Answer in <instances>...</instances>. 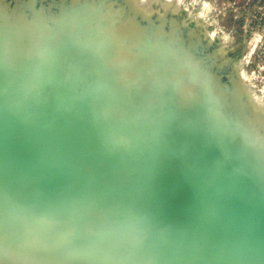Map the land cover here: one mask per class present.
I'll return each instance as SVG.
<instances>
[{
    "label": "rangeland",
    "instance_id": "rangeland-1",
    "mask_svg": "<svg viewBox=\"0 0 264 264\" xmlns=\"http://www.w3.org/2000/svg\"><path fill=\"white\" fill-rule=\"evenodd\" d=\"M137 26L139 31L135 30ZM0 32V135L9 148L16 150L20 174L26 172L19 184L22 201L36 200L52 205L63 200V196L57 195L58 188L78 187V182H73L76 184L72 186V182L66 184L63 179L58 185L50 177L57 169L54 159L50 162L53 149L47 142L57 134L60 124L72 121L69 110H81L80 116L85 113L86 117L98 113L101 120L93 125H99L100 147L115 151L116 145L111 141L113 126H120L119 123L128 126L123 119L129 113L140 118L149 109L155 113L152 107L164 106L165 116L169 112L170 116L185 114L188 120L180 118L179 122L195 124L192 126L195 129L183 132H195L197 126L203 129L196 135L190 133L195 136L189 138V143L193 142V150L190 149L193 156L189 161L193 163V181L179 188L188 186V190L162 213L154 212L149 217L150 222L157 227V232L165 234L168 229L170 232L181 225L186 216L204 221L209 212L219 206L239 227L245 228L249 221L256 229L255 239L243 244L257 247L253 259L245 264H264V186L258 189L264 184V160L256 169L249 159L251 156L262 159L261 154H264L261 140L264 138V0H1ZM156 39L157 45L152 46L150 43ZM123 50L128 51L127 55H121ZM138 69L157 70L161 76L152 81L146 74L140 78H121L124 73L136 74ZM83 75L96 80L86 83ZM104 85L113 89L112 93L117 89L120 93L143 95L119 102L120 99L117 96L112 99L109 92L108 98H100L95 105L91 101L88 104L93 91ZM6 86L24 98V106L12 108L15 113H9L5 106L7 101L1 91ZM62 86L74 93L79 91V97L62 98ZM214 88L223 90L225 98H220ZM197 94L196 100L190 99ZM204 95L212 97L211 103L203 104ZM109 102L112 104L108 105ZM130 103L134 104L133 108ZM190 117L195 120L190 121ZM177 136H181L180 133ZM43 139L46 143L42 145ZM100 147H97L98 154L86 159L88 161L81 166L85 182L89 183L82 193L80 202L83 204L95 197H102L107 203L111 201L109 199L113 198L106 186L123 172L120 168L123 163L109 161V153L108 158L102 156ZM124 147L122 144L121 149H126ZM165 148L168 145L165 144ZM184 148L175 150L176 172L169 177L170 171L165 177L169 188L171 178H180L178 166L183 171L188 168L187 164L183 165L188 161L187 157L183 159ZM0 165L6 166L1 160ZM244 168L249 169L248 186L257 188L255 195L250 191L247 194L240 180L235 178L236 172ZM244 175L241 181H245ZM91 177L95 178L94 183L88 181ZM223 187L221 193L230 197L220 202L211 200ZM129 191L126 197L132 200ZM193 194L201 195L199 202L205 206L204 218L193 214L186 206ZM74 199L76 196L69 198ZM102 205H95L97 209L93 207L92 213L97 210L98 213L87 218L82 230L94 229L103 234L107 221L101 215ZM2 209L0 223L8 218ZM30 213L12 218L19 229L11 246L13 249H20L27 241L55 239L54 229L59 225L49 218L47 224L41 225L38 215ZM7 235V229L2 228V238ZM153 241L150 234L148 242L156 250ZM122 247L132 249L130 244ZM59 250L65 253L64 248Z\"/></svg>",
    "mask_w": 264,
    "mask_h": 264
},
{
    "label": "water",
    "instance_id": "water-1",
    "mask_svg": "<svg viewBox=\"0 0 264 264\" xmlns=\"http://www.w3.org/2000/svg\"><path fill=\"white\" fill-rule=\"evenodd\" d=\"M83 76H84V78H82V79H83V81L85 80L86 83L92 84L93 80H96V79H93V76L92 77L91 76L87 77L85 75H83ZM73 78H74V76H73ZM85 82H81V83L84 84ZM105 89H106V87L104 85L100 91L95 92V94H94L95 96H92V97L90 96L91 98H94V100H96V101H94L95 104L98 103V100L100 98H108L107 97L108 96L107 89L106 90ZM112 92H113V89H112V91H110L111 98L114 99L117 96L118 97L117 99H120L119 102H121L122 100L123 101L124 100L131 101L130 99L132 96L142 97V95H143L142 93L141 94L140 93H135V94L120 93L119 90H117V89H116V92L115 91H114V93H112ZM107 104L111 105L112 103L109 102ZM5 106H7V103ZM133 106H134V104L130 103V107L133 108ZM88 108L89 107H87V109ZM164 108H165L164 106L152 107V109H155V114L160 116V117L165 116L166 110H164ZM70 109H71V107H70ZM103 109H105V108H103ZM13 111L14 110L10 109L9 113H15V111L14 112ZM81 112H82L81 110H78L77 112L69 110L68 116L69 115L72 116L71 117L72 121H71L70 127L68 129L64 130V133L62 135V137L64 138V140H62V141H64V143L63 144L61 143V145L59 146L60 147L59 148L60 153L57 152L58 148H57V146H54V144H52L51 140H49L47 142L48 144H50V146L53 149L52 156L50 157V162H52L51 159H57L58 158L57 160L59 161V163H57V164L61 167V168L58 167L60 169H57V171H56L57 173L61 174V172H63V174L69 175L67 173L68 172L71 173L72 171H74L73 168H75V165H77V163H79V165L81 164L80 165V167H81L82 166L81 162H84V160H86V159H88V160L93 159L95 157L93 149H95L94 146H96V145L94 143V140H91L93 143H91L90 146H89V144L86 145L87 139L85 140V142H82V139H85V138L80 135L81 132H78V130H79L77 128L79 126L78 124L81 123V121H82V120L80 121V114H82ZM104 113H105V111H104ZM181 115H183V116H181ZM181 115H179L178 117H180L184 121L188 120V116L184 117L185 114H181ZM110 116H111V114H110ZM145 116H146V114L144 116H142L143 118L142 117H140V118L144 119V118H146ZM197 116H199V114ZM78 117H79V119H78ZM174 117H176V116H174ZM140 118H135L133 115H130V113L128 115H126V118L123 120H127L125 122L128 123V126H126L125 124H121V123H119L120 126H115V127L113 126L112 133L114 134V139L116 140L115 143L113 141V143L116 145L115 151H112V149L106 151V150H104V148H102L103 151L101 148L99 150V153L103 154L102 156H104L106 158H108L106 155H108V153H109V157H110L109 161H111L112 163H114V164L123 163L122 171L125 169L124 172H121V171L119 172L118 179H112L111 180L110 187H109L110 188V195L109 196H111V198H113L112 201H116V198L118 196L124 198L123 199L124 200L123 208L116 207L115 203H113V205L109 204V207H106L109 209L107 216L111 220L110 222L112 223L113 228L116 231V234H113L115 236L111 237L114 243L118 242L117 239H119L125 235V237H123L125 240L121 239L123 241L122 245H124V246L127 244L132 245V249L130 248V250H126V252H129V254L131 255V257L133 259L137 260L138 263H140V264H159L158 259L156 257H154V259H153L152 257L148 256V254H149L148 253V245H149L148 240H149L150 234H151L150 230L149 229L142 230V232L140 234L138 233L139 235L137 233L133 234L131 232H127V233L122 234V232L125 231V228L123 227L124 224L122 222L125 220H124V217L121 214V212L126 213L132 207L136 208V209H139L138 207H140L141 209L147 208V205L150 203L149 198L153 197V196L157 197V195H160V196L156 199H159L162 197L159 200H162V199L164 200V201H162L164 203L163 204L164 208L165 207L167 208L173 202H176L178 200V198H177V197H179L178 192H180L181 189L174 190L171 193V195L169 196V193L171 192L170 190L174 189V187H172V186H170V188H169L166 185L167 187L160 189V192H158L156 195L153 194V192H154L153 189L154 188H156V189L161 188L162 186H160V184H162V183H160L159 186L156 183L157 182L156 178H158L160 173H158V174L155 173L153 175L151 173V171H152V169L154 170V168L159 166L160 163L158 164V162H160L162 155L165 154V152H164L165 151V144L168 145L167 149L171 150V151H173V148L175 145L180 144V146H181V145L185 144L183 146L185 148L181 152H182V155L184 156L183 159L188 157L187 158L188 161H185V163L187 162L186 164H187L188 168L183 171L179 168L180 166H178L177 172H178V177L181 178V183L182 184L186 183L188 185L189 181L192 180L191 176H192V172H193V170H192L193 169L192 168L193 163L189 162L191 157L193 156V152H191L192 150H190L193 148V147H191V146H193L192 145L193 142L189 143V138L192 137L194 134L196 135L198 130L203 129V128L202 127L199 128L200 126H197L196 131L195 132L193 131L194 134L191 131L193 135H190L191 132L185 133L186 130H192L195 128H192L191 126L187 127L186 126V125H188L187 122H183V123L176 122V123H174L173 118H171L169 120V122H171V123L168 122L166 124V122L163 119H159V123H158L159 127L153 128L151 126L152 123L150 121H149L150 123L149 122L144 123L147 121L142 120V122L144 124L140 123L139 122V121H141ZM200 118H201V116H200ZM183 120H181V122ZM63 122H65V121L63 120ZM89 126L86 127L87 130L90 129ZM98 127H99V125H95L93 127L91 126L92 130H94L93 128L96 129L97 134L99 132ZM125 128H128V130H126ZM148 128L152 132L153 131L154 132L151 133V135H144L143 131L148 130ZM83 130H85V129H81V131H83ZM184 130H185V132H183ZM90 131L91 130H89L88 132H90ZM125 131H127V132L125 133ZM66 132L68 133V137L66 136ZM100 133L102 136L103 133L102 132H100ZM154 133H156V134L152 135ZM177 133L178 134L180 133V135H181V136H177L178 138H176ZM182 133H184V134H182ZM0 134H2L1 130H0ZM40 134L42 137L43 134L39 133V135ZM120 134H122V135H120ZM1 137L2 136L0 135V160L3 161L4 164H6V167L9 166L10 168L9 169L6 168L3 170H1V168H0V179L6 178V177L18 178L16 184L10 185V186H12V188L10 190H8L9 184H7V186H6V181L1 180L0 181V188L2 190L1 193L4 192L5 194L9 195L8 196L9 198L11 195H14V199L19 201V199L21 197L20 196L21 190H20L19 184H22L21 181H23V177L26 176V172L24 173V175L20 174L19 166H18L19 165L18 164L19 163V161H18L19 156H17L16 150L9 148L7 146L8 143L4 140V138L1 139ZM193 137L195 138V136H193ZM44 139H43V141L40 142L42 145L44 143H46V140H44ZM122 140H125V146L127 149H121V146H122L121 141ZM168 141H170V142L167 143ZM84 146L86 148L89 147V150L86 149ZM158 146H160V147H158ZM71 148L73 149V151ZM88 151H90V152L88 153ZM75 152H77V153H75ZM96 152H97V150H96ZM174 154H175V152H172V153H170L169 156L172 158V157H174ZM254 154H256V153H254ZM155 155L159 156L158 159L151 158V156L154 157ZM92 156H94V157H92ZM11 158H13V159H11ZM88 160H86V161H88ZM242 161H244L246 163L245 159ZM242 161H241V163H242ZM145 163H146V166H147V164H149V165H148V168L146 170L145 169L143 170V166L145 165ZM71 164L74 166H72V168L69 169L71 167ZM125 164L130 165L131 171H129L125 167L126 166ZM1 166H3V165H1ZM80 167H79V170L76 169L77 174H75L74 176L77 178L76 179L77 182H78V180L80 181V182H78V185H77L78 188H80V190L82 192H85L88 188L89 183L85 182V178L82 175ZM151 167H153V168H151ZM28 169L26 168L27 172L29 171ZM239 169H240V167H239ZM170 171H172V173L169 174V177H171V174H175L174 173L176 171L175 167L169 166L167 169L164 170V172L167 175H168V172H170ZM248 171H249L248 168H244V170H242V171H237L235 178H238L240 180L239 182L242 183V187H244V189H246L245 190L246 193H247V191H250V193H253L255 195L257 192V189H253V188H251V186L250 187L248 186V183H249L248 180H250V179H248L249 177L246 174ZM56 172L54 170L52 175L54 176L56 174ZM125 172H127V173H125ZM244 174H246V175H244ZM241 175H244L243 178L245 179V181H241ZM51 178L55 181L54 177H51ZM149 180L151 182H149ZM171 180H173V178H171ZM88 181H90V183L91 182L94 183L95 178L91 177L88 179ZM153 181H154V183H152ZM181 183L178 184V185H180V187L182 186ZM71 184L73 186L76 183L72 182ZM155 186H157V187H155ZM261 186H264V184H261L260 187ZM63 187H64V185H63ZM167 188H169V189L167 190ZM127 190H130L129 194L132 195V200H128L127 197L125 196V193ZM64 191L65 190L59 191L57 193V195L63 196L64 194H66V192H64ZM150 191H152V193ZM162 193H164V194L161 196ZM247 194H249V193H247ZM175 195L177 196L176 198H175ZM221 196L222 197H219V201L228 199L227 198L228 196H227V194L225 195V192H222ZM200 199H201V195L193 194L187 199L186 206H187V208H189V210L193 214H196V215L198 214L199 216H201V218H204L203 210H204L205 206L199 202ZM102 200H103L102 198H98L97 204H103L104 201H102ZM217 207H218L219 216L216 220L212 219L209 221L208 220L209 215H208V216H206V219L204 221H198L194 218L191 219L185 215L186 221H182L181 223H183V224L185 223L186 225L185 224L183 225L180 223L181 225H178L176 228L170 230V234H178L176 232H178L182 229L185 230V232H183L184 230H182L183 233L181 234V236L179 235L178 243H177V241L175 242V240L172 241V239L170 237H169V239L167 237H165V238H162V241L158 240V242H156V244H154L156 246L155 248L161 254L164 255V258L166 257L167 253L170 252L171 248H172V250L174 249L172 252L169 253L170 257H171L170 263H172V264H221L222 261H225L227 259L229 262L228 264H245L249 259L252 260L257 247L256 246L246 247V245H243V244H245V242L248 240L255 239L256 229L249 223V221H246L245 228L239 227L236 223L233 222V219L227 213L226 210H223L219 206H217ZM124 209H125V211H124ZM157 210L160 211L161 207H160V210H159V208ZM147 219H148L147 223H149V225H150L151 224V222H149L150 219L149 218H147ZM132 221L133 220H130V221L126 220L125 222L127 223V226L132 225L131 227H133L134 225H136V221H135V223ZM121 225H122V227H121ZM185 228H187V229H185ZM174 230H178V231H174ZM187 230H190V234H191V232L193 233L192 235H194V233L195 234L197 233V235H198L199 232L205 233L208 238L211 237L213 240V241L211 240V242H210V240L208 238L206 239L207 241L210 242L209 244H211V246L209 245V248H207L205 246L206 240L205 241L203 240L204 242H202V244H199V247L197 246L198 248L195 247L194 245H192L194 248L193 253H191L189 250L187 251L186 250L187 248L185 246L187 244H189L192 240V235L188 234L186 232ZM193 231H195V232H193ZM239 241L242 244V248L237 250L236 248L239 247ZM225 243H226L227 247H233V249L228 248V250L225 249L224 251H221L220 250L221 248H219V247H222ZM237 243H238V246H237ZM213 244H216L218 247L216 248V246H213ZM169 245L171 246V248H169L170 247ZM206 245H208V243ZM124 248L126 249V247H124ZM222 248H226V247H222ZM226 264H227V262H226Z\"/></svg>",
    "mask_w": 264,
    "mask_h": 264
},
{
    "label": "bare ground",
    "instance_id": "bare-ground-1",
    "mask_svg": "<svg viewBox=\"0 0 264 264\" xmlns=\"http://www.w3.org/2000/svg\"><path fill=\"white\" fill-rule=\"evenodd\" d=\"M5 24H7V23H5ZM14 26H16V25H14ZM14 26H13V28H14ZM135 28H136L135 30L139 31L138 26L135 27ZM18 29H20V28H18ZM16 30L17 29L15 28V31ZM16 35H18V34H16ZM15 39H16V37H15ZM22 42H23V40H22ZM25 42H24V44H25ZM157 43H158V41L156 39V40H154V42L152 41L150 44H153L152 46H154V45L156 46ZM19 45H20V43H19ZM127 52H128L127 50H123L120 53H121V55H123V53L127 55ZM145 74L148 75L147 77L151 78V81L152 80H156L158 77L161 76L160 71H157V70L146 72L145 70L141 71V69H138L136 74H134L133 72H130L128 74L124 73V74H122L123 76L121 78L122 79H126V78L128 79V78H131V77L132 78H134V77L135 78L136 77L140 78V77H143ZM150 78H148V79H150ZM71 81H74V80L72 79ZM6 82L9 83L8 81H6ZM72 85H73V83L71 84V87H73ZM61 89H62V92H61V94H62L61 97L62 98H68L69 99V98H74V97L77 98V97H79V95H78L80 93L79 91H78V93H74L73 91L71 92L70 90H66L67 88H65V86H62ZM106 89H107V93H109L111 91V89H109V88H106ZM100 90H97V91H100ZM97 91H96V89L93 91V96H95L94 94ZM204 91H206V89H204ZM214 91L218 92L217 95L220 98H223V99L225 98V96H224V94L222 92L223 90L215 89ZM1 93H2L3 99H5L7 101V110H10V109L12 110V108L18 109V108L24 106V100H23L24 98H23V96L16 95L11 89H9L8 86L4 87V89L1 91ZM198 97L199 96L197 94V97L193 96L190 99L196 100ZM211 99H212V97H210V95H206V96L204 95L202 97V102H203V104H206V103H209V102L211 103V101H212ZM99 100H101V99H99ZM90 101H91L92 104H94V101H96V100H94V98H91V100H89L88 104H90ZM201 109H203V108H201ZM146 112H147L146 113L147 117L145 116L146 118H144V119L140 118L141 121H139V122L144 124V123H148L150 121L152 123L151 126L153 128L159 127V124H158L159 123V119H163L166 122V124L169 122V119L171 117L173 118V122L174 123L179 122L178 119H180V117H178V115L173 114V115H175L177 117L176 119H174V116H170L171 115L170 112L167 113L168 115L165 116V117L157 116L155 113H152L150 109L147 110ZM78 119H79V117H78ZM83 119L85 121H87V122L84 123V124L83 123H79L81 125L77 127L79 129L78 132H81L80 135L85 138V139H82V142H85V140L87 139L86 140V142H87L86 145L89 144V146H90L91 143H93L91 140H94V143H95L96 146H94L95 149H93V150H94V156H96V154H98V149H99L97 147L98 146L100 147V144H99V141H98L100 137L98 138V134H97L96 130L94 128H93L94 130H92L91 126L93 127L94 126L93 124H96V123L99 124V122L101 120V117L98 116V113L97 114H91V116H88V114H87V117H86L85 113H84L83 116L82 115L80 116V121L82 120L84 122ZM192 119L195 120V118H192V117L189 118L190 121H192ZM142 120L147 121V122L143 123ZM123 121L125 122L127 120H123ZM63 123H65V122H63ZM87 123H89V124L91 123L90 126H89L90 129H88V130L86 128L88 126H86V125H89V124H87ZM169 123H171V122H169ZM70 124H71V121H67V123L62 124V125L60 124V127L58 129L57 134L51 139L52 144H54V146H57V148H58L57 152H59V153H60V150H59L60 147L59 146L61 145V143L62 144L64 143V141H62V140H64V138L62 137V134L64 133V130H66V129H68L70 127ZM188 125L192 127L195 124H193V123L190 124L189 123ZM149 128H148V130L143 131L144 135H151V133L154 132V131L152 132ZM81 129H85V130L81 131ZM89 130H91V131L88 132ZM126 132L127 131H125V133ZM253 133H255V132H253ZM106 134H108V132H106ZM155 134L156 133H154L152 135H155ZM108 135H110V134H108ZM66 136L68 137V133L67 132H66ZM258 136H259V134H258ZM261 140L263 141L262 143L264 144V138H262ZM111 141H112V144H114L116 140L113 138ZM113 141H114V143H113ZM121 142L125 146V140H122ZM182 146H184V145L180 146V144H179L177 148L175 147L176 148L175 150H177V149L181 150L182 148H184ZM158 147H160V146H158ZM124 148H126V146ZM86 149L89 150V147L86 148ZM96 150H97V152H96ZM166 150L168 151L167 148H165V151ZM175 150L174 149H173V151L169 150V152H165L164 151L165 154L162 155L161 160L159 159L160 162H158V164L159 163L160 164H159V166H157L158 168H154V170L152 169V171H151V173L153 175L155 173H157V174L160 173L159 174L160 177L158 176V178H156L157 179L156 183H157L158 186H159L160 183H162V184H160V186H162L161 188H157V189L154 188L153 189L154 190V192H153L154 195H156L158 192H160V189L167 187L166 184H165L166 183V178H165L166 177V173L164 172V170L167 169V167L169 165L170 166L173 165L172 167H174V164L178 163L175 160V158H177L176 157L177 155L172 157V158L169 156L170 153L175 152ZM72 151H73V149H72ZM77 152H75V153H77ZM89 152L90 151H88V153ZM248 155H250V154H248ZM94 156H92V157H94ZM261 156H262L261 157L262 159H259V157H258L257 160L254 159L253 156H251L252 159L249 158L256 169L259 168L260 163H262L261 161L264 160V154H261ZM158 157L159 156H157V155H155L154 157L151 156V158H153V159H158ZM57 159H54L53 165H55L56 169H60L61 167L57 164V163H59V161ZM81 163H83V162H81ZM80 165H79V163H77V165H75V168H73L74 171H72L71 173H69V172L67 173L69 175H65V174H63V172H61V174L56 172V174L54 176L52 175L51 177H54L55 182L58 185L62 184V179H63V181H65L63 183H66V184H67V181H70L68 183L77 182V181H75L77 178L74 175L77 174L76 173V169L79 170ZM148 165L149 164H147V166H146V163H145V165L143 166V170L144 169L146 170L148 168ZM183 165H186V163L184 162ZM117 166H120V165H117ZM58 167H60V168H58ZM125 167L130 171V165H126ZM0 168H1V170H3V169H6V168L9 169L10 167L9 166L6 167V166H1L0 165ZM71 168H72V165H71V167L69 169H71ZM120 168H122V167H120ZM151 168H153V167H151ZM175 170H176V167H175ZM124 171H125V169L123 170V172ZM20 173H22V172H20ZM17 179L18 178H15V177H6V178H1L0 181L1 180H5L6 181V186H7V184H9L8 190H10L12 188V186H10V185L11 184H16ZM164 179H165V181H164ZM251 181H253V180L251 179ZM78 182H79V180H78ZM149 182H151V181L149 180ZM179 183H181V178L171 180L170 186L174 187V189L170 190L171 192L169 193V196L171 195V193L175 189H177V190L179 189V187H180V185H178ZM253 183H254V181H253ZM255 184H256L255 186H258L257 183H255ZM108 186L110 187V185L107 184L106 188H108ZM155 187H157V186H155ZM106 188H105V190H106ZM258 188H260V186ZM108 189H110V188H108ZM168 189L169 188H167V190ZM223 189H224V187L219 189V190H217V193L210 197L211 200H214V201L216 200L218 202L219 201V197H222L221 196L222 195L221 191ZM255 189H257V188H255ZM62 190H65L64 192H66V194L63 195V200H58L56 203H53L52 205L51 204L46 205L45 203H43L41 201H36V200H33L30 203H25L24 201L21 200V197H20L19 201H17L16 199H14V195H11L12 197L10 196V198H9L8 197L9 195L5 194L4 192L1 193L2 190L0 188V208L2 207L3 208L2 210L8 216L7 220L6 219H5V221L2 220L1 223H0V264H140V263H138L137 260H135V259H133L131 257L129 252H126V249L124 247H122L123 246L122 245L123 241L121 239L125 240L123 238V237H125V235L122 236L121 238L117 239L118 242H116V243H114L112 238H111L112 236H115L113 234H116V231L113 228L112 223L110 222L111 220L107 216L109 209L106 208V207H109V204L113 205V203H115L116 207L123 208V202H124L123 199L124 198H122V197L118 198V199L116 198V201H112V199H109V200H111V201H109V203H107V201L103 202V205H102L103 207L101 208L102 209L101 210V215H102L103 219L105 221H107V222H106V225L104 226V229L102 231L103 234H100L98 231L95 232L94 229H92L93 231L89 229V230H87V232L82 230V225L87 220V218L96 215L95 212H97L98 210L95 211L94 213H92L93 212L92 209H93V207L95 205H97L98 198L97 197L92 198V200L88 204H83L82 202H80V200L83 198L82 197L83 196L82 195L83 192L80 190V188H78V187H72V188L70 187L69 189L68 188L67 189L58 188V192L62 191ZM186 190H188V186H186L180 192H178V195L182 194ZM150 192L152 193V191H150ZM126 193H127V191H126ZM126 193H125V196H126ZM163 194L164 193H162L161 196ZM176 195H175V198L177 197ZM71 196H76V199H74L73 201H70L69 198ZM159 196L160 195H157V197H154V196L150 197L149 198L150 199V203L147 205V208L141 209L140 207H138L139 209H136V208L132 207V208H130L129 211H127L128 213L127 212L126 213L125 212H121V214L123 215L125 221L126 220H128V221L133 220L132 222H134V223L136 221V225H134L133 227H131L132 225L131 226L130 225L127 226V223L125 221H123L122 223L124 225L123 224L122 225L125 228V231H123L122 234L123 233H127V232H131L133 234H135V233H137V234L139 233L140 234L142 232V230L149 229V230H151L150 231L151 235H153V237H154V241L153 242L155 244H156V242H158V240L162 241V238H165V237H167L168 239L170 237L172 239V241L175 240V242L177 241V243H178L179 235L181 236V234L183 232H185L184 229H182V230H184L183 232H182V230H180L181 232L178 231V230H174V231H178V232H176L178 234H170V232L168 231L169 229L167 230V232L165 234H162V233L157 232L158 229H157V227L154 224L151 223L149 225V223H147V221H148L147 218L151 217V215H153L154 212L155 213H158V212L162 213V210H166L163 207L164 203L162 201H164V200L163 199L159 200L162 197L159 198V199H156ZM105 197H108V196H105ZM229 197L230 196H228L227 198H229ZM40 203H43V204L40 205ZM160 207H161V210H160ZM158 208H159L160 211L157 210ZM37 209L42 210V212L39 211V210L37 212ZM95 209H97V208H95ZM124 211H125V209H124ZM26 212H31L30 213L31 216L36 215V217H37V215H38V218H39L38 222L41 225L47 224L49 219H53L54 222L59 225V228H58L59 230L58 229H54L56 231L55 232V239H53V240L45 239L44 241H36V242H32V241L24 242L23 241L24 243H23V245H22V247L20 249H13L11 246H12L13 241L17 237V233H18L19 229L13 224L15 219H12V218H15L16 216H22V214L26 213ZM35 212H37V213H35ZM39 212H41V213H39ZM87 213L89 214V216H88ZM208 215H209V219H208L209 221L212 220V219L216 220L218 218V216H219L218 207L212 209L209 212ZM183 221H186V220L184 219ZM122 225H121V227H122ZM3 226L7 229L9 235H7V236L2 238L1 232H2V228H4ZM185 229H187V228H185ZM186 232L188 234H190V230H187ZM193 232H195V231H193ZM192 234L193 233L191 232L190 235H192ZM207 238L208 237H207V235L205 233L199 232L198 235H197V233L196 234L194 233V235H192L191 242L185 246L187 248L186 250L187 251L189 250L191 253H193L194 248H193L192 245H194L195 247H197V246L199 247V244H202V242H204ZM208 239L211 242L212 238L210 237ZM210 242L206 240L205 246L207 248H209V245L211 246V244H209ZM207 243H208V245H206ZM148 244L147 245H148V253H149L148 256L149 257H152L153 259H154V257H156L158 259V263L159 264H172V263H170V258L171 257H170L169 253L172 252L174 249L172 250L170 245H169L170 246L169 248H171L170 252L169 253L166 252L167 255L164 258V255L161 254L157 249L153 250V248H152L153 245H151L149 242H148ZM213 246H216V248L218 247L216 244H213ZM237 246H238V243H237ZM61 247L64 248L65 253H62L59 250ZM222 247H226V248H222ZM222 247H219V248H221L220 249L221 251H224L225 249L228 250V248L229 249H233V247H227L226 243ZM241 248H242V244L239 242V247L236 248V249L239 250ZM48 253H50V254H48ZM225 261L227 262V264L229 263L228 259L225 260Z\"/></svg>",
    "mask_w": 264,
    "mask_h": 264
}]
</instances>
